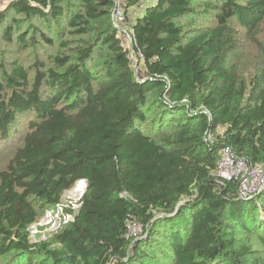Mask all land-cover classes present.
I'll list each match as a JSON object with an SVG mask.
<instances>
[{"label":"trees","instance_id":"16d2710c","mask_svg":"<svg viewBox=\"0 0 264 264\" xmlns=\"http://www.w3.org/2000/svg\"><path fill=\"white\" fill-rule=\"evenodd\" d=\"M115 1H3L0 53L58 48L0 58V264H264V190L217 168L224 147L264 163V0H157L132 52ZM80 179L75 219L33 241Z\"/></svg>","mask_w":264,"mask_h":264},{"label":"built area","instance_id":"2783aa9c","mask_svg":"<svg viewBox=\"0 0 264 264\" xmlns=\"http://www.w3.org/2000/svg\"><path fill=\"white\" fill-rule=\"evenodd\" d=\"M126 2V0L115 1L113 19L115 26L118 28L119 36L123 45H125L127 41L132 46L134 40V31L130 25V22L128 21V14L126 13L125 9ZM217 168L218 176L221 179L238 183V193L241 198H252L264 190V163L254 164L246 158L238 157L230 147H224L221 149ZM75 185V191L79 195V204L77 205L76 209L72 207L67 208V205H63L61 201L55 207L45 211L47 215L46 217L44 215V217L41 219L42 224L53 227V231L57 232L75 219V215L82 205L81 199L85 193L87 181L85 179H80ZM56 212H58V214ZM55 214L57 216L56 219L54 218ZM49 219L51 221L47 222ZM37 222L32 224L29 228L30 237L37 234L39 231V229L36 228V232L34 233L35 224ZM143 228V224L135 216L132 215L130 219L127 220L128 237H139L143 234Z\"/></svg>","mask_w":264,"mask_h":264},{"label":"rangeland","instance_id":"374dc122","mask_svg":"<svg viewBox=\"0 0 264 264\" xmlns=\"http://www.w3.org/2000/svg\"><path fill=\"white\" fill-rule=\"evenodd\" d=\"M156 2L157 0H143L140 4L129 9L128 21L130 22V24L135 22L137 18L141 17L145 13V10L148 6L155 5ZM5 5H7V2L0 1V8H3ZM200 23H204V21H201ZM260 37H264V23L262 25V32L260 34ZM125 45H127V48H130L132 52L131 44L126 41ZM2 48H4L6 51H4L3 53H0V58L6 59V60L18 58L21 61H23L26 65H29L34 60L36 55L43 57L49 62V56L52 55L54 52H56L58 48V44L56 48L48 47V48H44L43 51L34 50L32 48H25L23 50H18L17 49L18 47L15 45H11V46L3 45ZM257 53H258V50L256 46L252 43H249L247 54L244 60V66H245L244 68L246 71L244 74L249 75L256 70L257 67L255 66L257 62L255 60L257 57ZM131 55H132V59H134V54L132 53ZM134 64H135V61H134ZM138 67L136 65V69L138 70L139 75H141L142 71ZM7 150L8 149L4 150L3 152H6ZM3 162H4V158L0 160V167L2 166ZM75 186L76 185H74L69 192H65L63 195L62 204L67 205V208L72 207L76 209L77 205L79 204V195L75 191ZM56 213L58 214V212ZM44 215L46 217L47 213L44 212V214L38 219V222L35 224L34 233L36 232V228L39 229V231L37 234L31 236V239L33 241L47 240L55 232L53 231V227H50L49 225L41 223V219L44 217ZM54 218L55 219L57 218L56 214L54 215ZM50 221L51 220L49 219L47 222H50Z\"/></svg>","mask_w":264,"mask_h":264}]
</instances>
